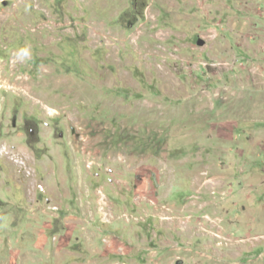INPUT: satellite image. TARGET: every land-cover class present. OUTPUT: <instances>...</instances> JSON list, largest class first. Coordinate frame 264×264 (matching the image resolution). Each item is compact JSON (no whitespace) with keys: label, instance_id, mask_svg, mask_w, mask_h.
<instances>
[{"label":"rangeland","instance_id":"374dc122","mask_svg":"<svg viewBox=\"0 0 264 264\" xmlns=\"http://www.w3.org/2000/svg\"><path fill=\"white\" fill-rule=\"evenodd\" d=\"M0 264H264V0H0Z\"/></svg>","mask_w":264,"mask_h":264},{"label":"clouds","instance_id":"9594fccd","mask_svg":"<svg viewBox=\"0 0 264 264\" xmlns=\"http://www.w3.org/2000/svg\"><path fill=\"white\" fill-rule=\"evenodd\" d=\"M26 52V50H24Z\"/></svg>","mask_w":264,"mask_h":264}]
</instances>
